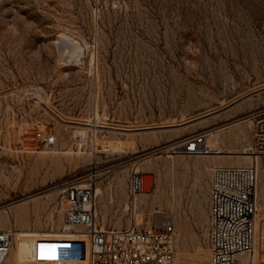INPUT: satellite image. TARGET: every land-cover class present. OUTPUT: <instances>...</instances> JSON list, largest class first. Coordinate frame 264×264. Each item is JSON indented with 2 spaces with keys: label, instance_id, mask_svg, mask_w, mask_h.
Instances as JSON below:
<instances>
[{
  "label": "rangeland",
  "instance_id": "rangeland-1",
  "mask_svg": "<svg viewBox=\"0 0 264 264\" xmlns=\"http://www.w3.org/2000/svg\"><path fill=\"white\" fill-rule=\"evenodd\" d=\"M263 104L264 0H0V228L15 231L8 261L88 264L87 239L65 229L63 182L74 176L102 188L105 227L187 214L194 184L209 232L207 159L257 164L259 208L264 156L248 162L244 151L252 154L249 114ZM196 132L208 144L219 134L211 148L233 156L165 150ZM134 171L148 184L135 204ZM258 248L243 256L249 264ZM178 251L176 264H187ZM209 254L208 245L191 264H209Z\"/></svg>",
  "mask_w": 264,
  "mask_h": 264
},
{
  "label": "built area",
  "instance_id": "built-area-1",
  "mask_svg": "<svg viewBox=\"0 0 264 264\" xmlns=\"http://www.w3.org/2000/svg\"><path fill=\"white\" fill-rule=\"evenodd\" d=\"M120 3H113L119 7ZM249 117L253 123L250 150L264 156V104ZM46 144L53 134L37 132ZM172 155H207L214 153L207 143V133L196 132L166 146ZM210 254L209 264H239L240 256L253 254L256 248L258 204L257 164H214L210 170ZM69 202L66 228L84 233L88 242V264H176L177 232L172 217L154 221L149 227L131 223L124 228L105 227L97 219V185L91 177L74 176L63 182ZM143 173L132 172L129 188L133 201L147 192ZM15 231L0 228V264L11 254Z\"/></svg>",
  "mask_w": 264,
  "mask_h": 264
},
{
  "label": "crops",
  "instance_id": "crops-1",
  "mask_svg": "<svg viewBox=\"0 0 264 264\" xmlns=\"http://www.w3.org/2000/svg\"><path fill=\"white\" fill-rule=\"evenodd\" d=\"M205 162L206 164L204 166L207 169L210 167L208 164L219 163L216 159H207ZM202 167L203 163H201V168ZM198 193L199 190L194 184L188 187L187 197L189 198V203L187 204V214H181L175 217L171 216L177 232L176 249L180 250L178 251L180 253V258L187 256V264H191L195 260H200L201 257H198V255H200L202 251H205L208 245L210 252V231L208 232L207 216L201 209V206L196 202ZM256 233V242L259 248L253 261L254 263L257 262V264H264V194L259 202ZM240 260H243V258H240Z\"/></svg>",
  "mask_w": 264,
  "mask_h": 264
},
{
  "label": "bare ground",
  "instance_id": "bare-ground-1",
  "mask_svg": "<svg viewBox=\"0 0 264 264\" xmlns=\"http://www.w3.org/2000/svg\"><path fill=\"white\" fill-rule=\"evenodd\" d=\"M209 135H210V144L211 143H220V136H219V134H217V133H215V132H212V133H209ZM209 139V138H208ZM210 144H208L209 146H210ZM211 147V146H210ZM228 149V148H227ZM247 150V149H246ZM226 151V150H225ZM240 151H242V150H240ZM212 152H214V153H211V154H207V155H203V156H211V157H213V158H218L219 160H220V158L221 157H224L225 158V156H233V155H231V153H225L222 149H220V148H217V149H215V150H213ZM236 152V151H235ZM239 152V151H238ZM244 153H246V155L244 156L247 160H248V162H250V161H255L257 158H259V156H256L255 154H253L252 153V151H251V153L252 154H250V152L249 151H244ZM236 154V153H235ZM243 155V154H242ZM240 156V155H239ZM256 158V159H255ZM258 161V160H257ZM220 163H222V161H219V163L218 164H220ZM259 164V163H258ZM195 166L197 167V168H201V163L199 162V163H196L195 164ZM208 168H210V167H208ZM102 193V188L101 187H99V188H97V195L98 194H101ZM136 203V198H135V200H134V204ZM101 208V207H100ZM100 209H99V206H98V204H97V213H98V211H99ZM98 215V214H97ZM19 233H21L20 231H17V233L16 234H19ZM22 234V233H21ZM71 234H76V235H78V237H85V235H84V233H82V232H80V230L79 229H77V230H74L73 231V233H71ZM77 238V237H76ZM86 238V237H85ZM244 255H241L240 256V258H242ZM244 260V261H243ZM243 264H249V261L248 260H246L244 257H243ZM20 261V260H19ZM4 264H11L10 263V261H8V259L6 260V262L4 263Z\"/></svg>",
  "mask_w": 264,
  "mask_h": 264
}]
</instances>
